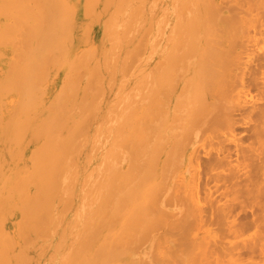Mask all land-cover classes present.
Here are the masks:
<instances>
[{"label":"rangeland","instance_id":"1","mask_svg":"<svg viewBox=\"0 0 264 264\" xmlns=\"http://www.w3.org/2000/svg\"><path fill=\"white\" fill-rule=\"evenodd\" d=\"M129 1L130 2L127 1V8L129 10L128 11L129 14H128L127 18L129 21H131L132 15L133 16H134V14L136 15L137 10H138V12H140L141 15H140V13H138L137 15H139L138 16L139 19L138 18L137 19L139 20L138 23H140L141 26H139V28H140L139 32H137L136 35H133L134 38L132 40H129L128 44L130 43L131 45H133L132 47H134V45L136 44L135 50L137 48L139 49V46L144 44L143 45L144 48H142L144 50H141V49L138 50V51H141V52H139L141 55L138 54L137 53L138 51L136 50L137 51L136 53L140 57L136 56V54L133 53L134 54L133 56L139 57V58L135 59V58H133V56H131V59L133 58L134 60L132 59V62H131L132 66L131 67L128 66L129 68H127V70L125 69V70L119 72V69L117 68L116 70L113 71V73L114 72L115 73L113 74L112 84L110 82L106 83V91L103 93V96L101 97V100H100L101 102H99L100 105L98 103L99 107L96 108V110L98 109V116L100 115L103 118L106 116L104 118L105 119L104 121L109 120V122H111V123L104 122L103 124L105 127L108 124V126H107L108 129H106V131L110 130L111 136L114 135L113 136L114 138L111 137L109 140V141H111L113 139L112 140L113 142L111 141L113 143V145H111L112 143L108 142V143L104 144V146L102 147L101 146L102 144H100V140L102 137L96 138L97 143L95 142L93 145H95V146L97 145L98 150L96 149L97 151H96V153H93V155L94 154L95 155L94 156L92 155V158H91L89 152L84 151V148H81V150L78 151V153L80 155H78L77 152H76L77 155L75 153L73 154L74 150H71V152L73 151L72 152L73 157H74V155H76L77 158H75L76 161L74 159H71V161L72 160L75 161L76 165L74 164V161L71 163L70 160H69L70 162L69 161L63 162L64 164L69 162V164H68L69 167L66 166L67 168H71L70 165L72 166L74 164L72 166L73 168H71V170L72 169L74 170V171H71L72 174L67 171L69 176L72 175V178L71 177L69 178L70 182L67 184V185H69L67 187H69L70 189L69 188L65 189L66 185H63V184H65L66 182L65 183L63 182L64 181V179L62 178L63 176L61 177V180L63 179V181L60 180L61 182H63V184L61 183V185L64 186L63 189H64L65 193H64V191L63 192L59 191L60 195H59V193H57L58 191H56V190L60 189L61 186H60V188L56 189L55 187H58V186H55V184H58L60 182L57 179H56L57 183L53 180V179H55V177L58 178V176H60V172H62L66 169L64 166L61 165L62 167L61 168L59 167L60 169H62V168H65V169L62 171L59 170V172H57L58 176L56 175L57 173L55 174L54 178L53 177L51 178L49 175V177H50L49 179H51L52 183L54 182L55 187H53L52 183H50L49 181L48 182L43 181L44 180L43 176H41L42 177L41 181H40L41 177L38 178L40 183L44 182V185H43L44 187L48 183V184H50L49 186L51 188L53 187L56 192L54 191L55 196L54 195L52 196V194H53L52 189L53 188L51 189L47 185V187L50 188L49 190L51 193V195H50L51 198H53V197H55V198L51 199L48 207H47V205H44L42 209H41L40 205L41 204L43 205V203L39 204L37 201L36 208L39 205L40 210L44 209V212H41V213L47 214L49 211V214L51 212V216H52V213L55 214V212H56L55 215L58 217L56 218L55 215H53V217H51V216L49 217V215L47 214L46 217H49L51 219H44L46 222H44L42 224H40L41 223V222H39L40 220L37 222V224L39 225L38 226L39 230L37 228H35L34 230L37 233L36 236L40 237V238H36L35 236H34L35 237L34 238L33 237L34 233H33V235L30 234L29 231H32L33 230L32 228H30V230H27L29 235L26 234V231H25L27 228L25 229L24 227L20 226V228H21L20 229L19 223H18V221H19L18 217L15 219L13 218V221L10 220L11 231H12L11 233L14 234V248L15 249L17 248V250H18V252H17V250L15 251V253L17 252L16 256L18 258V264H23V263L25 264L26 261H27L26 264H28V263L29 264H33V263L34 264H42L44 262H45L44 264H62L63 261L64 262L69 261L68 263H70L76 259V256H75L76 252H78V250L81 251V249H84L81 247L79 249V247H78L82 243H78V245H77L75 242H77V239L81 240L82 237L88 236V232L91 231V233H92V230H94V232L98 231L97 232L98 234L95 233L94 235L96 236V239L95 238L92 239L93 237L91 235L94 232L92 234L90 233V236L92 238L90 236L89 237L91 238V240H93L92 243L91 242L87 243V241H90L89 237H88V240H86L87 239L86 237H84V239L82 240V241H86L85 242L86 245L89 244V248H87L88 249L87 251H86V249H84L85 252L81 251V252H83L82 258H84V260L83 259L82 260L80 259V260H81V262L83 261L84 263L83 262L81 263L80 260L76 259L81 264H94L95 262H96L95 264H100L101 259L103 261L106 256H107V258H109L110 254H112V253H113V255H115V254L118 255L120 258V261L123 264H140V263L146 264V262L148 264H162V263L163 264H244L245 262L248 261L249 257L246 256L245 254L243 255V252L245 250L241 249L240 244L243 242H246V241L248 242L250 239H253V238H259L258 235H256V233L261 234L262 231H260V232H256V231H259L261 228L258 229L256 227H252V228L250 227V230H248L249 228H247V230L243 229V231L244 230H246V231L243 232L241 230L240 235H238L239 233L237 234L239 237L238 236L237 237H235V236L231 237V236L226 235V232H225L226 226H222L223 223L221 224V222L225 223V221L229 219V216L231 217V220H232V217L233 218L238 217V219H236L237 221H235V222H238V220L239 219L241 220V218H242V220L247 219L245 217L249 213H247L245 215V212H246V210H250L249 207L251 205H249V203L251 202L250 204H252V201L255 200L254 198H251V197H253L254 194H256V196L259 197V198L257 197L259 202H261L262 204L264 203V168H261L262 171L260 173H258L253 178V181H249L250 183L255 181L254 182L255 190H254V192H252V196L249 195L250 196L249 197L248 195L245 196L244 193L243 192L241 193V191H240V190H243L242 188H243L244 184L247 183V182H245L246 178L242 177L238 173H234L233 172L234 168L232 167V165H238L242 162L243 163L241 165L244 164L248 168L258 166L256 164L261 165V163H264V161H263L264 160V135L262 134L263 129H264V126H263L264 124H262V123H264L263 122L264 121V114H263L264 113V22H260L257 24L259 27H261L260 29L255 23L254 24L249 23V21L252 22L251 21L252 17H250V16L253 14L258 15V16L260 15V17L262 16V20L260 17H259L260 18L259 20H261V21L264 20V14H263L264 13V10H263V8H264V5H263L264 2L263 1L264 0H262V1L261 0L260 1L259 0H192V1L191 0H188V1L187 0H138V1L129 0ZM131 2H132V4H131ZM136 4H139V5L142 4V5H140L138 7ZM191 6H192V8H191ZM132 7L134 9L137 8V10L133 11V9H130ZM170 9H172L173 11ZM141 10H142V12H141ZM247 10L249 12H251V15H249V17H248V18H251V20H249V21L247 20L248 18L246 19V17H244V16L249 14V13H247L248 12ZM238 11H241V13H239L238 15H236L237 14L236 13L235 14L236 16H235L234 13L238 12ZM244 11H245V13H244ZM253 11H255V13ZM179 12H181V13H179ZM232 12H234V13L232 14ZM130 13H132V14L130 15ZM208 13H211L212 15L209 16L210 14L208 15ZM197 14H199V15H197ZM261 14H263V15H261ZM129 15H130V17H129ZM241 15L242 16L244 15L243 16L244 19L247 20V22H245L246 20L243 19L244 22L241 21V23H240L241 26H243L245 24L244 25V26H246V28L244 27L245 29L241 26L240 27L238 26L239 25L238 23L240 22L238 19H234L237 17L238 18L240 17V19H242ZM254 15H253V17H254ZM189 16H191V17H189ZM207 16H209L210 18L209 17L207 18ZM223 16L229 17L231 19L233 17L232 20L229 19L230 22L228 21L230 25L227 22L228 18L227 19L225 18V21H224ZM221 17H222V19H221ZM130 18H131V20H130ZM210 19H211V21H209ZM236 20H237V22L239 21L237 24H235ZM225 22H227V23H225ZM246 23H248L250 26L251 25H256V26H254V27L252 26L254 28L253 29L252 27L246 25ZM129 24H132V23L130 22ZM154 24L156 25V28L154 27L155 26ZM225 24L229 25V26L226 28ZM160 28H163V29H160ZM174 28L175 29L178 28V30H175ZM142 32H143V34H142ZM162 32H163V34H162ZM189 32H190V34H188ZM191 33H193V34H191ZM165 34L167 35V38H166ZM155 35H156V37H155ZM168 35L170 36L169 38H168ZM177 35H179V36H177ZM202 35L203 36L205 35V36L203 37ZM100 36H101L100 33L97 31L96 34H94L93 37H91L89 39V44H90V47L92 48L91 50L95 53L96 57H98L99 59H101L103 57L102 53L105 52V47L103 44L102 36L101 37ZM143 36H144V38H143ZM161 36H164L166 39L164 37L161 38ZM99 37H100V39H99ZM138 37L140 38V40H139L140 42H137V40L139 39ZM190 37L194 40L195 45H193L192 41H190V39H189ZM144 39H145V41L142 43L141 41H143ZM176 39H178V40H176ZM164 40H166V41H164ZM138 43H142V44L139 45ZM164 43H165V45H164ZM173 43L174 44L176 43L177 45L176 44L175 45L177 47L174 46ZM253 43L254 44L256 43V44L254 45ZM150 44H152V45H150ZM171 44L176 48V50H175V48L173 47V50H175L177 52H175L174 55L172 54V52H171L172 55H170V53L168 54V56L170 55V57H171V58H169L167 56V59L169 58L168 59L169 64H168L167 61L165 62L166 58L165 59H162V58H164L167 54V51H170L169 49L172 48ZM192 45H193V48H192ZM183 48H184V51H183ZM246 48L248 50H246ZM150 49H152V53H151ZM206 49H208V51ZM132 50H133V52H135L134 49H132ZM181 50H182V53H181ZM206 51L208 54L206 53ZM147 53H148V55H147ZM150 53H151V55H149ZM238 53H240V54H238ZM123 54H124V57H123ZM118 55H119L118 60L122 59V62H123L124 58L127 60V61L124 60L125 68H126L127 64L131 65L130 63H128L129 61H131V60H129L130 53L128 54V52H119ZM128 55H129V57H128ZM190 55H191V57H189ZM205 56L207 57V59ZM204 57H205V59H204ZM179 58L182 60H179ZM187 59H189L188 60L189 63L187 62ZM159 60L162 62V64L164 66H162V64H160L161 62ZM171 60H173V61H171ZM205 60H207L206 63H204ZM184 62L188 63V64H185ZM243 62L247 65H245ZM165 63H167V65ZM173 64H175V65H173ZM182 65L184 67L183 73L181 72V70L183 69ZM184 65H186L187 67H185ZM242 65H244V68ZM161 66H162V68H161ZM168 66H170V67H168ZM178 66H180V67L178 68ZM200 66H201L202 72L200 71ZM156 67H157V69H156ZM165 67H166V69H165ZM203 67H206V69H203ZM240 68L242 69V71ZM169 69H171L172 71L170 70V72H169ZM251 69H252V71H251ZM178 70L180 71V74H179ZM121 72H124V73H121ZM147 72L149 73V75H147L148 74ZM120 73L123 75H120ZM181 73H182V75H181ZM248 73H249V75H248ZM143 75H145V76H143ZM150 75L152 77V80H151V77L147 78ZM239 77H241L242 79ZM83 79L84 78H82V80ZM172 81H173V83H171ZM241 84H243V85H241ZM120 87H122V88L120 89ZM135 87H137V88H135ZM185 88L187 89V92H185V90H186ZM140 89H142L143 92H141ZM110 91H111V93H110ZM135 92H136V94H135ZM125 93L127 94V96L131 93L129 95L130 97L129 96L127 97L125 95ZM137 93H138V95H137ZM141 94H142V96H141ZM110 96L111 97L113 96V97L111 98ZM124 96H126V97H124ZM133 96L136 97V99H137V100H134L137 102L136 104H134L133 103L134 101L131 100ZM124 98H127V99H125V101H124ZM120 99L123 100L122 103L125 104L124 106L122 104L123 107H121V106L120 107L122 109L125 108V110H126L124 112V115L122 113L123 111L121 112L122 115L125 116V114L129 113L126 117H124L125 120H123V118H122V120L125 122V124L122 122H119V120L116 121L117 118L120 117L119 115H121V113L119 114L120 108L118 107V105H120V103H121ZM191 99H192V101L194 100L193 104H195V109L197 111L199 110L201 113L200 112L197 113V111H196L195 116L191 115V117L189 116L190 118L188 117V113L186 114V116L184 115L185 119H186V117H188L189 119H191L193 117L195 118V119L193 118L192 121L191 120L189 121L191 124L190 123L186 124L187 120L183 119V116L181 118L178 115L180 113H177V112L178 111L180 112V110H178V107L180 105L183 106L182 111L185 110L184 107L187 108V111H188V108L189 107L191 108V106H193V105H191L189 107L187 106V105H190ZM199 99H200V102L202 101V102H204V104L200 103ZM117 100H119V101L117 102ZM148 100H150V101H148ZM138 101H141V103L139 102L140 103L139 104ZM197 101L199 103H197ZM115 103H116V106H115ZM198 104L202 105L203 107L199 106V107H201V109L200 108L198 109ZM113 106H115V107H113ZM96 107H97V105H96ZM111 107L115 110L112 111ZM128 107L130 110L132 109L133 111L131 112L128 109ZM108 108H111V109H108ZM181 108H179V109H181ZM117 109L119 110L118 112H117ZM135 109L137 111H135ZM195 109H194V111H195ZM201 110H203V112ZM105 111H107V114H105ZM110 111H112L113 117L110 116V114H111ZM134 112H135V114H132ZM185 112H186V110H185ZM117 114H119V115H117ZM129 115H130V117H128ZM182 115H183V113H182ZM106 118L107 119L110 118V119L106 120ZM126 118H127V120H126ZM169 118L171 120H175V121L171 122L172 124L173 123H175V124L172 125L170 123L171 125L169 127V133H168V124H169L168 122L170 120ZM193 122H194V124H193ZM121 123L124 124V126ZM116 124H117V127H118V125L120 126L119 129H117ZM136 124L137 125L139 124V125L137 126ZM189 125H192V126H189ZM127 126H129V127H127ZM174 126L176 128H174ZM173 128H174V130H173ZM122 129H123V131H121ZM118 131L122 134L124 133L122 135L123 137H120L119 140L125 139L126 137H124V136H126L127 134H128L129 138L126 139L127 140L126 146L124 145V148H126L128 150L126 151V149H124V151H126V153L122 152V153H125L124 155L122 154V156L126 157V159L124 158L125 161L120 159V162H119V164L120 163L121 164H120V168L118 170H120L122 172V174L121 173H120V175L118 174V172H120V171H118L115 174H118L119 179L122 175V177H121L122 179H120V180H123L124 176L125 177L127 176V178L123 181H120V186H121V183L123 182L122 188L119 185L118 186L115 185L113 182H112L113 185L110 184V185H112L113 188H110V185H109L110 189L108 188L109 191H107V192H110V190L112 189L111 191L112 192L114 191V194H111L112 197L109 196L111 200L109 199V197H107L110 200V201L109 200L108 201L112 202L113 200H116L117 202L114 201L116 203V205H114V202H112V204H109L106 201H102V203H101L102 206L100 205V207H102L103 210H101V208H99V207H98V209H100L99 214L101 212H103L105 214V212L107 210H104V209L105 208L107 209L108 206L111 207L110 211L115 210V208L117 206H119L120 202H121V205L123 203V205L125 207L121 208V205H120V208L122 211L117 208L120 213L116 210L113 211V213L115 212L113 217L115 215L117 217H118V215H120V218L119 217L114 218L115 222H114V219L111 217L112 215H110V211H108V213L106 212L107 215H104V217H101L102 219L100 218V215H99L98 219H95L93 221V222H95L93 224V223H91L92 221L89 220L90 217H89V219L87 217V216H89V213H87V211H85L87 206L84 204L87 202V198L89 199L91 196H93L92 194L94 193V191H95L94 194H97L96 192H97V190L99 191V189L101 188L99 186L102 183L103 184L106 183V185H108L107 183L110 182L106 176L105 177H103L104 175L102 176L103 173L101 174V176H99V174H98L99 177L97 176V173H95L96 174L95 179L105 178L103 180L108 179V182L104 183V181L102 180L103 182L99 185L98 182L100 179L97 182V180H94L93 177L95 175L94 172H97L98 171L97 168L100 167L97 165L98 164L97 162L99 161L97 156L99 155V153L101 155H103L105 153V151L104 152H102V151L106 150L107 145L109 143H110L109 145H111L112 147L115 145V142L117 141L115 137L118 136V135H116V132H118ZM139 132H141L142 137L139 134ZM180 132H182V133H180ZM135 133L138 134L139 136L136 135ZM175 133H177L176 136L178 135V137L179 136L180 137L178 138L175 136L177 139L176 138L173 139L174 136H172V135H174ZM258 133H260V134H258ZM129 134H131V136ZM120 136H121V134H120ZM136 137H137V140L140 139V141L139 140L136 141L135 140ZM164 137H167V139ZM128 139L130 140L129 143H128ZM141 141H142V144L141 143L140 144L142 146L139 143H137V142H141ZM158 141L160 143H158ZM123 142H124V140H122L121 143H123ZM121 143H120V145H121ZM162 143L165 144V145L163 144L165 147H163L161 145ZM135 144L138 147L141 146L140 147L141 149L138 148V150L140 149L139 151L142 154L137 151V153H140V157L137 153H135L136 152L135 150L137 149ZM109 145H108V147H110ZM95 146H94V148H95ZM121 146H123V145H121ZM112 147H110L111 153L110 152L108 153V151H106V153H108V154H106V155H108L107 159H109V155H110V159L113 158V156H114L113 152L116 150L115 149L116 145H115V147H113L114 151H113ZM160 149H161V151H160ZM220 149H221V151H219ZM119 150H121V149H119ZM116 151H115V154L117 155ZM93 152H95V151H93ZM127 152L129 154L130 161H128L129 158L127 160V157H128ZM65 153H68V152H65ZM134 153L136 156L134 155ZM14 155L18 156V154H15V153H14ZM82 155L84 156V158ZM225 155H227L229 157H227V156L225 157ZM88 156H90V161H89ZM85 157H88V158L85 159ZM142 157H143V159H142ZM115 158H114V160H115ZM120 158H121V156H120ZM110 159L108 161L111 163H114ZM85 160H86V162H85ZM151 160L154 163H152ZM236 161H238L237 164H236ZM127 164H128V166H127ZM150 164H151V166H150ZM21 165L22 164L20 162L15 165L16 167H15L14 171L16 172V175H19V173L24 169V168L23 169L21 168ZM111 166H112V164H111ZM111 166L109 164L110 168H111ZM74 167L76 168V170ZM91 167H92V171H91V169L89 171V168H91ZM127 167H128V169H126ZM16 168H17V171H16ZM82 168H84V169L86 168L85 171ZM100 168L102 170L105 169L104 167H100ZM133 168L135 170H133ZM94 169L97 171H95ZM111 169H112L111 170L112 172L110 171L111 173L109 175H107L108 177L110 175H113V173H114L113 168H111ZM130 170H133L134 172L131 171V173H129ZM229 170L231 171V173H229ZM77 171L79 173H77ZM104 171H106V169ZM87 172L88 173L90 172L91 177L89 176L90 174L88 175L89 178L84 177L88 174ZM64 173H65V171H64ZM99 173H101V172L99 171ZM125 173H126V175H125ZM127 173H129L130 177H128L129 175ZM47 174H49V172L48 173L46 172V177H48ZM84 174H86V175H84ZM40 175H42V174H40ZM81 175L84 179L86 178V180L82 181L83 178H81ZM64 176H67V173L64 174ZM73 176L76 177L75 181H74L75 177H73ZM34 179L35 178H33V180ZM46 179L49 180L48 178H46ZM58 179H60V177ZM92 179H93V182H92L93 184L96 181L95 187H97V190H95L96 189L95 188L94 191H93L94 187L91 188V190L89 189V187L92 184L91 183H90V185L88 184V182L90 180L92 181ZM65 181H68V180L65 179ZM73 181H74V185L78 182L77 184L79 186L77 184L74 186L72 183ZM86 181H87L88 186H87V184L85 185V183H84L85 186H82V183L86 182ZM35 183L37 184V182L34 180V183L33 184L31 183L32 185L28 184L26 188H23L26 194L29 193L31 189L37 190ZM124 183L126 185L129 184L126 187V190L123 189V188H125ZM255 183H256V185H255ZM97 184L99 186H96ZM248 184L246 187H248ZM37 185L39 186L40 184H37ZM80 185L82 186L83 190H84L83 187L87 188L86 190H87V195H89L88 197L86 196V192H85L86 190L85 191L82 190V192H81ZM106 185H103V187ZM43 186L41 184L40 185L41 188L38 187V189H43ZM251 186H249V187L251 188ZM25 189H28V190H25ZM63 189L61 188L60 190L62 191ZM103 189H101L100 193L98 192L97 196L99 194L103 195V194H101ZM106 189H107V187H105V190ZM88 190H90V192L92 191V193L89 194ZM70 191H72V192H70ZM83 192L85 193L84 196H83ZM108 194L110 195V193H108ZM108 194H106V195H108ZM130 194H132L133 196L132 195L130 196ZM62 195L66 196L65 199ZM123 195H125V196H123ZM57 196H58V200H57ZM81 196H82V198H80ZM97 196L94 195V197H96V198L93 197V199H90V203L93 200L98 201L99 199H97ZM84 197L86 198V201H85ZM99 197H100V201H101L103 197L102 198H101V196H99ZM117 197L120 199H123V201H120V199H117ZM59 199H60V202H61V200L62 201L64 200V201L61 202V204H60ZM80 199H82V200H80ZM33 200L36 201L35 199H33ZM79 201L85 202L82 204L83 207L85 208V210L81 207L82 205ZM74 202L77 204H75ZM103 202H104V205H106L107 207L105 206L103 208V206H104ZM32 203L35 206L34 203H36V202H32ZM93 203L95 205L97 202L96 203L93 202ZM239 203H242V205L241 204L238 205ZM254 203L256 204L257 207H258V205H260L257 203V200ZM70 204H72L73 206ZM255 204H253V206H251V208L253 207L254 211L257 212V209H255V207H256ZM51 205H53V207ZM54 205L56 206V209H54L55 208ZM96 205H98V204H96ZM45 206L47 208L46 211H45L46 208H44ZM90 206L92 207V208L91 207L90 208H91V213L93 214L94 209L96 207L92 206V204ZM227 206H230L229 207L230 209L227 210ZM232 206H234V207L236 206V207L235 208L233 207L234 210L229 212V210L233 209ZM240 206H242V207H240ZM71 207L73 208L72 212H75V210H76L75 213L71 212ZM93 207H94V209H93ZM110 207H108V209ZM223 207H225V208H223ZM262 207L259 208L260 211L262 210ZM78 208H79V210H78ZM144 208H145V210H144ZM221 208L224 210H227L229 213H231L232 216L227 212L229 214V216L227 217V213H223V210H221ZM54 210H55V212H53ZM59 210H60V212H59ZM81 210H82V214L80 212ZM89 210L90 209H88V212H89ZM112 211H111V213H112ZM144 211H147V212H145L146 214L143 213ZM191 211H193V212H191ZM126 212H127L126 215L128 217H126V215L123 216V213H126ZM247 212H249V211H247ZM256 212H255L256 216L258 215L260 218L262 215L261 212H260V215L257 214L259 212H257V213ZM76 213L78 216L80 215L81 218H78ZM85 213H87L88 215L83 216V214H85ZM103 213H101V214L103 215ZM117 213H119V214H117ZM73 214H75L74 217H73ZM92 214H90V216H92ZM95 214H93L94 217H95ZM223 214H224V218L226 215V218H225L226 220H223L224 218H222V221H221L220 219L223 216ZM136 215H137V217H136ZM235 215H236V217H235ZM263 216H262V218H263ZM46 217H44V218H46ZM54 217H55V219L59 220V222L54 220L53 219ZM108 217H109V220L106 221L107 226L105 228H103L104 225H102V223H105L104 221L107 220ZM122 217H125L124 220L127 219L128 222L125 221L127 225L123 221ZM194 217H196L197 219H199L201 217V219L204 223L200 222L198 225L199 227H198L196 222L201 221V219L197 220ZM73 218H74L75 223L73 221ZM75 218H78V219L75 220ZM103 218H104V220H103ZM116 218L118 219L117 221H116ZM69 219H70V221H69ZM83 219L85 222L84 221L81 222V220H83ZM86 219L89 220L88 221L89 226H88V224L86 225V226H88V228L90 227V224H92L90 227L91 230L89 229L88 231H86L87 234L84 231L86 229L85 224L88 223V222H86ZM119 219H120V222H119ZM248 219H250V217H248ZM49 220H51V223ZM52 220H53V223H52ZM100 220L101 221L103 220V222H101ZM111 220H112V222H111ZM129 220H131V221H129ZM231 220L229 219L228 221H231ZM240 220L238 223H241ZM263 220H264V218H263ZM41 221H43V220H41ZM97 221H100L101 224H100V222H98L99 224L96 223ZM109 221L112 223V228L108 225V224H110ZM132 221L135 224V226H137V227H135L134 224L131 223ZM218 221H220V222L218 223ZM54 222H56V223H54ZM77 222L80 224H77ZM113 222H114V224H113ZM150 222L152 224L149 225ZM260 222H262L260 225H262L261 227L263 228L264 221L259 220L258 223H260ZM58 223H60V224H58ZM123 223L126 226H124ZM136 223L137 224L139 223V224L137 225ZM147 223L149 226H147ZM35 224L36 223H34V226H35ZM81 224H82V226L85 227L84 229L82 227L83 230L81 229ZM97 224H98V226L102 225L99 227V228H103L102 231H100L99 228H97L98 226L96 227ZM201 224H202V226H200ZM50 225L53 226L54 228H52ZM56 225H59V226H56ZM16 226H17V231H16ZM42 226H43V228H42ZM44 226H48V227L50 226L52 229L49 227V230L53 231L54 233L49 232V230H47L48 227L46 229V228H44ZM72 226H75L77 228V230L75 229V227H73L74 229L71 230L72 228L70 229V227H72ZM119 226H122L124 228V231H121V229H123L122 227L120 228V231H119V228H118ZM94 227H96V230L94 229ZM148 227H149V229H148ZM150 227H151V230H150ZM23 228H24L25 234L23 232V234L21 233V235H19V233H20L19 230H22ZM40 228H41V231H40ZM62 228L64 229V232H63ZM108 228H111V229H108ZM117 228H118V230H116ZM136 228H138L137 232H136ZM255 229H256V231H255ZM109 230H110V232H109ZM126 230H127V232H126ZM83 231H84V233H83ZM254 231H255V233H254ZM41 232H42V234H41ZM47 232H48V234L49 233L50 234L47 235L46 234ZM67 232H70V233L68 234ZM119 232H120L119 235L121 237H119L117 235L118 238H115L114 236H116V235H114V233L117 234ZM60 233H61V235H60ZM82 233L86 234V235H82V237L79 236ZM121 234H123V235H121ZM182 234H183V236H181ZM263 234H262V236L264 237ZM27 235L31 237V239H29V242L26 241L29 238ZM105 235L107 236L106 239H104ZM109 235H111V236H109ZM108 236H109V239H107ZM179 236H181V237H179ZM21 237L22 238L27 237L24 240V242L26 241L25 242L26 245L24 243H22L23 239ZM50 237L52 238V240L50 239ZM75 237H78V238H75ZM114 238H115V240H113L111 242L113 246L112 245L110 246L109 245L110 241ZM120 238L122 239L121 241H123V242L118 241ZM70 239H72L73 241ZM116 239L119 243H121L119 246H118V242L116 241ZM40 240H41V242H40ZM43 240H45V241H43ZM179 240L182 242H180ZM33 241L36 242V243L34 242L35 245H34V243H32ZM48 241H49V243H48ZM69 241L72 242V245ZM100 241L102 243L107 241L108 246L106 245L107 248L104 247L106 253L103 255V257L101 255V256H98V258H96L97 256L95 254H97L98 252L96 253L94 249L96 246L98 247ZM45 242H46V244H45ZM115 242L117 243V246H116ZM181 243L183 244V246ZM192 243H194V244H192ZM31 244H33V245L31 246ZM44 244H45V246H44ZM66 244L68 245V247L66 246ZM220 244L223 245L224 247H226V250H232V252H231L232 254H230V256H227L229 254L228 253L229 251H227L228 254H226V257L223 256V254H224L223 251L225 248H222L223 246H221ZM69 245H71V247ZM75 245H76V247H75ZM192 245L194 247H192ZM83 246H85V245H83ZM99 246H101V245H99ZM109 246L112 249V251H111V249H109ZM230 246H232L234 248H236V246L237 247L239 246V247L236 248V250L233 248L234 249V251H233V249ZM41 247H42V249H41ZM61 247H63V248H61ZM120 247H122V248L124 247V250H122V248H120ZM191 247H192V249H191ZM204 247L207 249H205ZM227 247H228V249H227ZM23 248H25L27 251L25 249L22 250ZM71 248H72V253H70V255H69V252H71ZM76 248H78L77 251H75ZM218 248H219V250L220 249H223V250H220L221 251L220 252L218 250ZM229 248H231V249H229ZM19 249H21V250H19ZM116 249H117V251H116ZM181 249H182V251H181ZM66 250H67V253H66ZM73 250H74V252H73ZM121 250L123 253L122 252L120 253ZM24 253H25V255H24ZM236 253H238V255ZM40 254H42L43 256ZM71 254H73V255H71ZM64 255H66V256H64ZM68 255L70 256V258H72V256L75 257V259H73V258H72L73 260L70 259ZM77 255H79V252ZM92 255L93 256L95 255V256L93 257ZM21 256H23V258ZM27 256L29 257L28 260H27ZM41 256H42V258H41ZM99 257H101V258L99 259ZM168 257H169V259H168ZM68 258H69V260L65 261ZM91 258H93V259H91ZM140 258H141V260H140L141 262H139ZM46 259H47V261H46ZM143 260L145 263L142 262ZM157 261L160 263H158ZM74 263L78 264L75 261H74ZM70 264H72V263H70ZM102 264H106V262H104Z\"/></svg>","mask_w":264,"mask_h":264},{"label":"bare ground","instance_id":"2","mask_svg":"<svg viewBox=\"0 0 264 264\" xmlns=\"http://www.w3.org/2000/svg\"><path fill=\"white\" fill-rule=\"evenodd\" d=\"M127 1L130 2L129 0H0V264H18V258L16 256V253L18 252L17 248L15 249L14 248V234H12L11 232V223H10V220L13 221V218H17L18 217V223H19V228L20 226L21 227H24L26 230V234H28L27 230H30V228H32L31 230L32 231H29L30 234L33 235V237L35 236L36 238H40V237H37V233L36 231L34 230L35 228L38 229V224L37 222H41L40 224L46 222L44 219H51L49 218L51 216V212L49 214V211H48V215L49 217H46L47 214L45 213H41V212H44V209L43 210H40L39 208V205L38 207L36 208V204H37V201L38 203H43V205L41 204V209L43 208L44 205H47V207L49 206L50 204V201L51 199L55 198H51V193H50V184H46L45 187L43 186L44 185V182L40 183L39 182V179L41 176H43V181L45 182H50L52 183L51 179H49L50 177L54 178L55 177V174L57 172H59V170H64L65 168V173L64 171L60 172V176H58V173L56 174L58 176V178L60 177V179L56 178L53 179L56 183V179L60 182L58 184H55V186H58V187H55L54 186V182L52 183L53 187H55L56 189L57 188H61L63 189L64 186L63 185H66L65 189L66 188H69L67 185L70 181H69V178L71 177L72 178V175L69 176L68 172L71 173V171H74L73 169L71 170V168H73L72 166L75 164V158H77V154L76 152L78 153L79 150H81V148H84V151L86 152H89L90 153V156L92 158V155L93 153H96V151L98 150L97 149V145H93L97 140L96 138H101L100 140V144H102L101 146L103 147L104 144L110 142L112 143L113 139L111 141L110 138L113 137L111 136L110 134V130L106 131L107 126L105 127L104 126V122H109L108 119L110 118H106V120L108 121H104L105 117H101L100 115L98 116V109L96 110V108L99 107L100 103L101 102V97L103 96V93L106 91V83L110 82L112 84V79H113V71L116 70L117 68L119 69V72L120 71H123V70H127V68H129L128 66H132V59L133 58H139L140 56L138 54H140L139 52L141 51H138V50H144L142 48L144 44H142L145 39L143 41H141L142 43H138L139 45L142 44V45H138L139 46V49L137 48L136 51L135 50V46L136 44L134 45V47H132L133 45H131L130 43L128 44V41L129 40H132L134 38L133 35H136L137 32H139V26L140 23L139 22V18L137 15L138 13V10L137 8L134 9L133 7L130 8V9H133L134 10H137V16L134 14V16L132 15V20L130 18L131 21L128 20L127 16L129 14V10L127 8ZM138 1V0H136ZM188 1V0H187ZM192 1V0H191ZM260 1V0H259ZM262 1V0H261ZM133 2V1H132ZM131 2V4H132ZM264 2V1H263ZM140 3V2H139ZM191 4V3H190ZM258 4V3H257ZM138 7L142 4H136ZM171 5V4H170ZM187 5V4H186ZM193 5V4H192ZM264 5V4H263ZM131 6V5H130ZM148 7V6H147ZM181 7V6H180ZM150 8V7H149ZM175 8V7H174ZM192 8V6H191ZM148 9V8H147ZM160 9V8H159ZM199 9V8H198ZM221 9V8H220ZM161 10V9H160ZM172 10V9H170ZM196 10V9H195ZM228 10V9H227ZM264 10V8H263ZM173 11V10H172ZM171 11V12H172ZM212 11V10H211ZM248 11V10H247ZM131 12V11H130ZM142 12V10H141ZM162 12V11H161ZM165 12V11H164ZM194 12V11H193ZM192 12V13H193ZM198 12V11H197ZM255 13V11H253ZM148 13V12H147ZM150 13V12H149ZM153 13V12H152ZM173 13V12H172ZM171 13V14H172ZM176 13V12H175ZM181 13V12H179ZM184 13V12H183ZM231 13V12H230ZM234 12H232L233 14ZM237 13V14H236ZM239 13H241V11H238V12H235L234 15H238ZM245 13V11H244ZM249 13L248 15L244 16L246 17V19L249 17V15H251V12H247ZM261 13V12H260ZM263 13V12H262ZM132 13H130L131 15ZM210 14V15H209ZM259 14V13H258ZM264 14V13H263ZM261 14V15H263ZM129 15V17H130ZM141 15V13H140ZM193 15V14H192ZM199 15V14H197ZM209 16H211L212 14L211 13H208ZM233 15V16H234ZM235 15V16H236ZM254 15V14H253ZM251 15L250 17H252V20L251 18H248L247 20H251L252 22L249 21L250 24H258L260 22H264L261 21L262 20V16L260 17V15ZM207 16V18L209 17ZM214 16V15H213ZM242 16V15H241ZM241 17L242 19H240V17L238 18H234V19H238L239 23L237 22V20L235 21V24H239L238 26L240 27V23L241 21H243L244 17ZM258 16V17H257ZM134 17V18H133ZM191 17V16H189ZM224 17V21H225V18L227 19V22L229 21V17H226V16H223ZM261 20H259L260 18ZM138 18V19H137ZM151 18V17H150ZM187 18V17H186ZM210 18V17H209ZM214 18V17H213ZM212 19V18H211ZM211 19L209 21H211ZM222 19V17H221ZM233 19V17H232ZM231 19V20H232ZM244 19V20H246ZM138 20V21H137ZM164 20V19H163ZM222 20V21H223ZM247 20L245 22H247ZM189 21V20H188ZM132 23V24H129V23ZM151 22V21H150ZM167 22V21H166ZM190 22V21H189ZM216 22V21H215ZM225 22V23H227ZM230 22V21H229ZM228 22V24H229ZM161 23V22H160ZM194 23V22H193ZM212 23V22H211ZM142 24V23H141ZM162 24V23H161ZM170 24V23H169ZM196 24V23H195ZM213 24V23H212ZM216 24V23H215ZM244 24V23H243ZM262 24V23H261ZM155 25V24H154ZM159 25V24H158ZM165 25V24H164ZM167 25V24H166ZM175 25V24H174ZM226 25V24H225ZM230 25V24H229ZM229 25H226V28L229 26ZM245 25V24H244ZM241 26V27H245L246 26ZM246 25L250 26L248 23H246ZM256 25H251L250 27H254ZM260 25V24H259ZM168 26V25H167ZM177 26V25H176ZM258 26V25H257ZM156 28V25L154 26ZM165 27V26H164ZM163 27V28H164ZM178 27V26H177ZM180 27V26H179ZM238 27V28H239ZM252 27V28H253ZM259 27V26H258ZM163 28H160V29H163ZM176 28V27H175ZM174 28V29H175ZM244 28V29H245ZM249 28V27H248ZM247 28V29H248ZM261 27H259L260 29ZM145 29V28H144ZM168 29V28H167ZM166 29V30H167ZM234 29V28H233ZM254 29V28H253ZM252 29V30H253ZM100 33V35L102 36V40H103V44H104V47H105V52L102 53L103 57L101 59H99L98 57H96L95 53L91 50L92 48L90 47V44H89V39L91 37H93L94 34H96L97 31ZM156 30V29H155ZM158 30V29H157ZM175 30H178L175 29ZM180 30V29H179ZM208 30V29H207ZM243 30V29H242ZM251 30V29H250ZM216 31V30H215ZM249 31V30H248ZM165 32V31H164ZM172 32V31H171ZM174 32V31H173ZM217 32V31H216ZM257 32V31H256ZM146 33V32H145ZM203 33V32H202ZM143 34V32H142ZM148 34V33H147ZM157 34V33H156ZM163 34V32H162ZM171 34V33H170ZM190 34V32L188 33ZM193 34V33H191ZM207 34V33H206ZM256 34V33H255ZM154 35V34H153ZM161 35V34H160ZM262 35V34H261ZM100 36V37H101ZM166 38H167V35L165 34ZM179 36V35H177ZM191 36V35H190ZM195 36V35H194ZM203 36V35H202ZM205 36V35H204ZM203 36V37H204ZM99 37V39H100ZM156 37V35H155ZM164 37V36H161V38ZM170 36L168 35V38ZM189 37V36H188ZM139 38V37H138ZM137 38V39H138ZM144 38V36H143ZM165 38V37H164ZM165 38V39H166ZM156 39V38H155ZM190 41H192V44H194V40L190 37L189 38ZM255 39V38H254ZM140 38L137 40V42H140L139 41ZM178 40V39H176ZM151 41V40H150ZM166 41V40H164ZM255 41V40H254ZM160 42V41H159ZM168 42V41H167ZM177 42V41H176ZM249 42V41H248ZM149 43V42H148ZM169 43V42H168ZM178 43V42H177ZM183 43V42H182ZM205 43V42H204ZM156 44V43H155ZM158 44V43H157ZM176 44V43H175ZM174 43L173 45L176 46ZM254 44V43H253ZM256 44V43H255ZM254 44V45H255ZM259 44V43H258ZM152 45V44H150ZM165 45V43H164ZM171 44V49H169L170 51H167V54L164 58L162 59H165V62L167 61V63L169 64V58L170 55H174L176 48ZM193 45H192V48H193ZM248 45V44H247ZM252 45V44H251ZM142 46V47H141ZM185 46V45H184ZM240 46V45H239ZM238 46V47H239ZM246 46V45H245ZM261 46V45H260ZM152 47V46H151ZM173 47L175 48V50H173ZM177 47V46H176ZM237 47V48H238ZM250 47V46H249ZM252 47V46H251ZM130 48V49H129ZM135 50V52H133V50ZM166 49V48H165ZM178 49V48H177ZM205 49V48H204ZM210 49V48H209ZM151 50V53H152V49ZM208 51V49H206ZM242 50V49H241ZM246 50H248L246 48ZM245 50V51H246ZM149 51V50H148ZM180 51V50H179ZM183 51H184V48H183ZM206 51V53H207ZM119 52H128V54L130 53V57H129V61L128 63H130L131 65H128L126 66L125 68V63H124V60H126L124 58L123 62H122V59H119V55L118 53ZM132 52V53H131ZM138 54H137V53ZM172 52V54H171ZM136 54V56H139V57H135L133 56L134 54ZM151 53L149 55H151ZM170 53V55L168 56V54ZM180 53V52H179ZM181 53H182V50H181ZM194 53V52H193ZM241 53V52H240ZM238 53V54H240ZM243 53V52H242ZM127 54V53H126ZM165 54V53H164ZM208 54V53H207ZM237 54V55H238ZM247 54V53H246ZM141 55V54H140ZM148 55V53H147ZM178 55V54H177ZM131 56H133V58L131 59ZM167 56L169 57L167 59ZM181 56V55H180ZM240 56V55H239ZM121 57V56H120ZM123 57H124V54H123ZM126 57V56H125ZM150 57V56H149ZM182 57V56H181ZM180 57V58H181ZM191 57V55L189 56ZM206 57V56H205ZM204 57V59H205ZM127 58V57H126ZM174 58V57H173ZM179 60H182L180 59ZM176 59V58H175ZM207 59V57H206ZM134 60V59H133ZM189 59H187V62H188ZM127 61V60H126ZM136 61V60H135ZM139 61V60H138ZM160 61V60H159ZM164 61V60H163ZM173 61V60H171ZM137 62V61H136ZM161 62V61H160ZM159 62V63H160ZM181 62V61H180ZM186 62V61H185ZM184 62V63H185ZM207 60H205L204 63H206ZM134 63V62H133ZM167 63H165L167 65ZM172 63V62H171ZM183 63V64H184ZM189 63V62H188ZM188 63H185V64H188ZM210 63V62H209ZM242 63V62H241ZM244 63V62H243ZM162 64V62L160 63ZM180 64V63H179ZM198 64V63H197ZM208 64V63H207ZM245 64V63H244ZM172 65V64H171ZM175 65V64H173ZM204 65V64H203ZM247 65V64H245ZM261 65V64H260ZM137 66V65H136ZM162 66H164L162 64ZM161 66V68H162ZM181 66V65H180ZM178 66V68L180 67ZM185 67H187L186 65H184ZM240 66V65H239ZM238 66V67H239ZM243 68H244V65H242ZM170 67V66H168ZM167 67V68H168ZM259 67V66H258ZM182 70L181 72L183 73L184 71V67L182 65ZM253 68V67H252ZM157 69V67H156ZM166 69V67H165ZM181 69V68H180ZM203 69H206V67H203ZM241 69V68H240ZM256 69V68H255ZM254 69V70H255ZM139 70V69H138ZM171 69H169V72H170ZM261 70V69H260ZM155 71V70H154ZM163 71V70H162ZM161 71V72H162ZM167 71V70H166ZM172 71V70H171ZM177 71V70H176ZM200 71L202 72V69H201V66H200ZM242 71V69H241ZM252 71V69H251ZM257 71V70H256ZM149 72V71H148ZM147 72V73H148ZM157 72V71H156ZM168 72V73H169ZM179 74H180V71L178 70ZM200 72V73H201ZM255 72V71H254ZM121 73H124V72H121ZM120 75H123L121 74ZM128 73V72H127ZM126 73V74H127ZM136 73V72H135ZM160 73V72H159ZM166 73V72H165ZM181 73V75H182ZM242 73V72H241ZM247 73V72H246ZM162 74V73H161ZM206 74V73H205ZM239 74V73H238ZM263 74V73H262ZM149 75V73L147 74ZM146 75V76H147ZM172 75V74H171ZM177 75V74H176ZM249 75V73H248ZM251 75V74H250ZM145 76V75H143ZM164 76V75H163ZM150 76H148L147 78H150ZM177 77V76H176ZM242 77V76H241ZM239 77V78H241ZM82 78H84L82 80ZM123 79V78H122ZM242 79V78H241ZM151 80H152V77H151ZM185 80V79H184ZM118 81V80H117ZM121 81V80H120ZM143 81V80H142ZM174 81V80H173ZM173 81L171 83H173ZM240 81V80H239ZM152 82V81H151ZM154 82V81H153ZM121 83V82H120ZM170 83V84H171ZM241 83V82H240ZM119 84V83H118ZM154 84V83H153ZM108 85V84H107ZM243 85V84H241ZM135 86V85H134ZM140 86V85H139ZM122 87H120L121 89ZM137 88V87H135ZM134 88V89H135ZM139 88V87H138ZM117 89V88H116ZM131 89V88H130ZM133 89V88H132ZM186 89V88H185ZM119 90V89H118ZM141 92L142 89H140ZM129 91V90H128ZM133 91V90H132ZM117 92V91H116ZM185 92H187V89L185 90ZM111 93V91H110ZM113 93V92H112ZM118 93V92H117ZM127 93V92H126ZM125 93V95L127 96V94ZM133 93V92H132ZM131 94V93H130ZM129 94V95H130ZM136 94V92H135ZM134 94V95H135ZM128 95V96H129ZM133 95V94H132ZM138 95V93H137ZM115 96V95H114ZM119 96V95H118ZM124 96V97H126ZM127 96V97H128ZM142 96V94H141ZM111 97V96H110ZM113 97V96H112ZM111 97V98H112ZM130 97V96H129ZM134 97V96H133ZM132 97V101L134 100H137L136 97L133 98ZM190 97V96H189ZM110 98V99H111ZM141 98V97H140ZM123 99V98H122ZM125 99L127 98H124V101ZM149 99V98H148ZM193 99V98H192ZM191 99V103L190 105H187L188 107L191 106V108L189 107L188 108V111H187V108L184 107V109L186 110H183V106L180 105L178 107V110H180V112L178 111L177 113H180L178 114L181 118L183 116V119H185V116L186 114L188 113V117L191 115L192 116H195L196 114V109H195V104H193L194 100L192 101ZM119 100H117L118 102ZM129 101V100H128ZM150 101V100H148ZM121 102V103H120ZM120 105H118V107L120 108L119 110L117 109V112L119 111V114L122 112L123 115H124V112L126 111L125 108H121L123 107L125 104H123V100L120 99ZM141 103V101H138V103ZM189 102V101H188ZM199 102H200V99H199ZM197 101V103H199ZM99 103V105H98ZM134 104H136L137 102L134 101L133 102ZM139 103V104H140ZM148 103V102H147ZM146 103V104H147ZM200 103H203L204 102H200ZM118 104V103H117ZM123 104V106H122ZM97 105V107H96ZM130 105V104H129ZM148 105V104H147ZM115 106H116V103H115ZM113 106V107H115ZM121 106V107H120ZM128 106V105H127ZM186 106V105H185ZM199 106H202V105H199L198 104V109L201 107ZM130 107V106H129ZM128 107V109H129ZM182 107V108H181ZM203 107V106H202ZM206 107V106H205ZM112 108V107H111ZM111 108H108V109H111ZM181 108V109H179ZM195 109V111H194ZM115 110L112 108V111ZM130 110V109H129ZM112 111L110 116H112ZM131 112L133 111L132 109L130 110ZM135 111H137L135 109ZM203 112V110H201ZM109 112V111H108ZM200 111L198 110L197 113H199ZM121 113V115H119L120 117L117 118L116 121L119 120V122H122L125 124V122L123 120L124 117H126L129 113L125 114V116H123ZM168 113V112H167ZM183 113V115H182ZM190 113V114H189ZM201 113V112H200ZM105 114H107V111H105ZM132 114H135L132 113ZM203 114V113H202ZM264 114V113H263ZM185 115V116H184ZM198 115V114H197ZM201 115V114H200ZM109 116V115H108ZM116 116V115H115ZM199 116V115H198ZM202 116V115H201ZM130 117V115L128 116ZM188 117H186L185 120L186 121V124L190 123L189 121L194 118H191L189 119ZM197 117V116H196ZM123 118V120H122ZM189 120H188V119ZM199 118V117H198ZM116 119V118H115ZM114 119V120H115ZM138 119V118H137ZM140 119V118H139ZM170 119V118H169ZM195 119V118H194ZM121 120V121H120ZM127 120V118H126ZM171 120V119H170ZM169 120V124H168V133H169V127L170 125L172 124L171 122L172 121H175V120ZM194 121V120H193ZM140 122V121H139ZM264 122V121H263ZM111 123V122H109ZM114 123V122H113ZM117 123V122H116ZM121 123V124H122ZM135 123V122H134ZM138 123V122H137ZM171 123V124H170ZM124 124H122L124 126ZM175 123H173L172 125H174ZM191 124V123H190ZM194 124V122H193ZM264 124V123H262ZM106 125V124H105ZM130 125V124H129ZM137 125V124H136ZM139 125V124H138ZM137 125V126H138ZM142 125V124H141ZM187 126V125H186ZM189 126H192V125H189ZM264 126V125H263ZM112 127V126H111ZM116 127H117V124H116ZM119 125L117 127V129H119ZM129 127V126H127ZM132 127V126H131ZM142 128V127H141ZM174 128H176L174 126ZM173 128V130H174ZM263 128V127H262ZM126 129V128H125ZM130 129V128H129ZM171 129V128H170ZM131 130V129H130ZM129 130V131H130ZM134 130V129H133ZM142 130V129H141ZM262 130V129H261ZM260 130V131H261ZM117 131V130H116ZM120 131V130H119ZM116 132V135H118L116 138V142H115V145L113 147H115V150L117 152V155L115 154V151H114V148L111 146L113 145V143L111 145H109L110 147L113 148V158L110 159V155H109V159L114 162V163H111L109 162L107 159L108 158V154L110 152V147H108L107 145V149L106 150H103L102 152L105 151V155H101L99 153V155L97 156L99 161L97 162L98 166L100 167H104L106 169V171L102 170L100 167L97 168V172H94L97 173V176L99 174V176H102L103 177H107L109 179L110 182H108V179L107 180H103L105 178H98V179H95V176L96 174L94 175V180H99L98 184L100 185L103 181L104 183L105 182H108L106 185L105 184H101L100 186L97 184L96 186H99L101 187L99 189V191L97 190V187H95V183L93 184V179L92 181L90 180L88 182V184L90 185V183L92 184L89 189L91 190V188H93V191L94 189L97 190V194L98 192L100 193L101 189H103V192L101 194L103 195H98L97 194H92L93 196H91L89 199L87 198V202H81V205L83 203H85L84 205H86V210L85 208L83 207V205L81 206L85 211H87V213H89V217L92 222L91 223H95L93 222L95 219H98L99 215H100V218L101 217H104V215H107L106 212L108 213V211H110L111 207L108 209V207L106 205H104V202H103V208L106 206L107 209L105 208L104 210H107L105 212V214L103 212V215L99 212H100V209H102V207H100L102 201H106L108 202L109 204H112V202H117L116 200H113L112 202H109L111 199L109 196H111V194H114V191L112 192L110 190V192H107L109 191L110 188H113L112 185L113 183L115 185H119L120 186V181H123L127 178V176L123 177L124 179L123 180H120L122 179V175L120 177V179L118 178V174L120 175V173L122 174V172L120 170H118L120 168V159L125 161L124 158L126 159V157L122 156V154L124 155L126 153V151L128 149L124 148V145L126 146V139L129 138L128 137V134L124 137H126L125 139H122L124 140L123 143L122 140H119L120 137H123L122 133L120 132ZM123 131V129L121 130ZM126 131V130H125ZM137 131V130H136ZM139 131V130H138ZM172 131V130H171ZM135 132V131H134ZM176 132V131H175ZM119 133V134H118ZM126 133V132H125ZM128 133V132H127ZM182 133V132H180ZM262 133V132H261ZM121 134V136H120ZM136 134V133H135ZM139 134L141 135V132H139ZM172 134V133H171ZM177 133H175L173 137L176 138L178 137V135L176 136ZM260 134V133H258ZM264 135V129H263V133ZM261 134V135H262ZM115 135V136H116ZM131 136V134H129ZM138 135V134H136ZM97 136V137H96ZM139 136V135H138ZM137 136V137H138ZM171 136V135H170ZM176 136V137H175ZM137 137H136V141H140V139L137 140ZM142 137V135H141ZM180 137V136H179ZM178 137V138H179ZM114 138V137H113ZM131 138V137H130ZM167 139V137H164ZM182 138V137H181ZM180 138V139H181ZM177 139V138H176ZM158 140V139H157ZM156 141V140H155ZM164 141V140H163ZM179 141V140H178ZM130 142V140L128 139V143ZM97 143V142H96ZM123 145L121 146L120 145ZM136 143V142H135ZM137 143H141L142 144V141L141 142H137ZM158 143H160L158 141ZM138 144V145H139ZM140 144V145H141ZM164 143H162L161 145L163 147H165L163 145ZM136 145V144H135ZM167 145V144H166ZM95 146V148H94ZM142 146V145H141ZM140 146V147H141ZM122 147V148H121ZM128 147V146H127ZM140 147H138L136 145V152H140L139 150L141 149ZM138 148H140L138 150ZM158 148V147H157ZM161 148V147H160ZM89 149V150H88ZM97 149V150H96ZM101 149V148H100ZM121 149V150H119ZM124 149H126V151H124ZM163 149V148H162ZM68 150V151H67ZM71 150H74L73 154L75 153L76 155H74L73 157V154L71 152ZM130 150V149H129ZM95 151V152H93ZM106 151H108V153H106ZM120 153H119V152ZM161 151V149H160ZM221 151V149L219 150ZM226 151V150H225ZM65 152H68V153H65ZM71 152V153H70ZM101 152V153H102ZM122 152H125V153H122ZM143 152V151H142ZM227 152V151H226ZM15 154H18V156L14 155ZM111 153V152H110ZM134 153V155H135ZM141 153V152H140ZM140 153H137L140 157ZM223 153V152H222ZM69 154V155H68ZM72 154V155H71ZM112 154V155H113ZM142 154V153H141ZM230 154V153H229ZM78 155H80L78 153ZM95 155V154H94ZM93 155V156H94ZM119 155V156H118ZM127 160L129 158V154L127 152ZM160 155V154H159ZM228 155V154H227ZM225 155V157L227 156ZM76 156V157H75ZM83 156V155H82ZM90 156L89 157V161H90ZM117 156V157H116ZM121 156V158H120ZM126 156V155H125ZM136 156V155H135ZM88 157H85L88 158ZM116 157V158H115ZM229 157V156H227ZM84 158V156H83ZM115 158V160H114ZM118 158V159H117ZM123 158V159H122ZM71 159H74L71 161ZM136 159V158H135ZM143 159V157H142ZM71 161V163L74 161V164L70 167L71 168H67L69 167V162ZM154 160V159H153ZM69 161L68 163H63V162H67ZM83 161V160H82ZM130 161V158L129 160ZM152 161V160H151ZM264 161V160H263ZM21 163V168L23 169L19 175H16V172L14 171L15 169V165L18 164V163ZM86 162V160H85ZM238 161H236V164H237ZM89 163V162H88ZM131 163V162H130ZM141 163V162H140ZM148 163V162H147ZM152 163H154L152 161ZM243 163V162H242ZM242 163L238 164V165H232V167L234 168V173H238L240 174L242 177L246 178L245 182H247L246 184H244L243 186V190H240L241 193L243 192L244 195H250L252 196V192H254L255 188H254V182H249V181H253V178L258 174L260 173L262 170L261 168H264V163H261V165L259 164H256L258 166H254V167H246V165H241ZM64 164V165H63ZM87 164V163H86ZM96 164V163H95ZM109 164L111 166V168H113L114 170V173L113 175H110L109 177L107 175H109L112 171V169L109 167ZM115 166H114V165ZM129 164V163H128ZM127 164V166H128ZM64 166L65 168H62L60 169L62 166ZM76 165V164H75ZM131 165V164H130ZM129 165V166H130ZM133 165V164H132ZM67 166V167H66ZM114 166V167H113ZM134 166V165H133ZM151 166V164H150ZM235 166V167H234ZM60 167V168H59ZM83 167V166H82ZM87 167V166H86ZM132 167V166H131ZM59 168V169H58ZM75 168V167H74ZM78 168V167H77ZM81 168V167H80ZM20 169V168H19ZM68 169V170H67ZM70 169V170H69ZM79 169V168H78ZM84 169V168H82ZM86 169V168H85ZM84 169V171H85ZM92 171V167L89 168V171ZM128 169V167L126 168ZM21 170V169H20ZM76 170V168H75ZM133 170H135L133 168ZM133 170H130L129 173H131V171ZM16 171H17V168H16ZM68 171V172H67ZM81 171V170H80ZM99 171L101 173H99ZM103 171V172H102ZM111 171V172H110ZM120 171V172H118ZM126 171V170H125ZM128 171V170H127ZM41 172V173H40ZM46 172L49 174H47L48 177H46ZM107 172V173H106ZM118 174H115L117 173ZM134 172V171H133ZM67 173V176H64V174ZM77 173H79L77 171ZM88 173V172H87ZM86 173V174H87ZM106 173V174H105ZM129 173H127L129 175ZM229 173H231V171L229 170ZM42 174V175H40ZM72 174V173H71ZM84 174V175H86ZM90 172L84 176L86 178H89V176L91 177V174ZM50 175V177H49ZM83 175V174H82ZM81 175V178H83ZM89 175V176H88ZM126 175V173H125ZM228 175V174H227ZM63 176V177H62ZM88 176V177H87ZM37 177V178H36ZM61 177L64 179L61 180ZM75 177V176H73ZM130 177V175L128 176ZM133 177V176H132ZM136 177V176H135ZM33 178H35L34 180L37 182V184H42L43 186V189H38V187H40V185L38 186L36 183V187H37V190H34V189H31L29 193H25L24 189L23 188H26L28 184H33L34 183V180ZM46 178H48L49 180H47ZM86 178L84 180H86ZM68 180V181H65ZM76 177L74 178V181H75ZM80 179V178H79ZM42 180V177L40 179V181ZM63 181L65 184H63ZM73 180V179H72ZM71 180V181H72ZM81 180V179H80ZM103 180V181H102ZM74 181L72 182L73 185H74ZM88 181V180H87ZM87 181L86 182H83L82 183V186H85L87 184ZM101 181V182H100ZM136 181V180H135ZM113 182V183H112ZM61 183L63 185H61ZM78 183V182H77ZM76 183V184H77ZM85 183V185H84ZM249 183V184H248ZM253 183V184H252ZM31 184V185H32ZM75 184V185H76ZM80 184V183H79ZM87 184V186H88ZM112 184V185H110ZM125 184V183H124ZM248 184V187H246ZM252 186H251V185ZM47 185L50 187L48 188ZM51 185V186H52ZM74 185V186H75ZM78 185V184H77ZM103 185H106L103 187ZM109 185H110V188H109ZM123 182L121 183V188L123 187ZM129 185V184H128ZM125 184V189L126 190V187L128 186ZM256 185V183H255ZM25 186V187H24ZM79 186V185H78ZM77 186V187H78ZM82 186L80 185L81 187V192H82ZM251 186V188L249 187ZM52 187V188H53ZM76 187V188H77ZM105 187H107V189L105 190ZM256 187V186H255ZM41 188V187H40ZM51 188V189H52ZM60 188V189H61ZM85 191L87 188L86 187H83ZM109 188V189H108ZM116 188V187H115ZM114 188V189H115ZM120 188V189H121ZM36 189V188H35ZM60 189L56 190L58 191L57 193L60 192H63L64 189L61 191ZM70 189V188H69ZM72 189V188H71ZM78 189V188H77ZM119 189V188H118ZM25 190H28V189H25ZM53 194L52 196L55 194V189L53 188ZM90 190H88L89 194L92 193V191L90 192ZM253 190V191H252ZM55 191V192H54ZM123 191V190H122ZM72 192V191H70ZM86 192V196L88 197L89 195H87V190L85 191ZM112 192V193H111ZM116 192V191H115ZM256 192V191H255ZM56 193V194H57ZM65 193V191H64ZM78 193V192H77ZM80 193V192H79ZM110 193V195L108 194ZM124 193V192H123ZM62 194V193H61ZM108 194V195H106ZM254 194V193H253ZM60 195V193H59ZM76 195V194H75ZM78 195V194H77ZM85 195V193L83 192V196ZM94 195L97 196V199H99L98 201H92L90 203V199H93ZM132 194H130L131 196ZM55 196V195H54ZM63 196V195H62ZM102 198V200L100 201V197ZM106 196V197H105ZM117 196V195H116ZM125 196V195H123ZM133 196V195H132ZM247 196V197H248ZM249 196V197H250ZM61 197V196H60ZM64 199H65V195L63 196ZM75 197V196H74ZM77 197V196H76ZM109 197V199L107 198ZM112 197V196H111ZM115 197V196H114ZM120 197V196H119ZM258 196H256V194L253 195V197L251 198H254L255 200L252 201V204L249 203V205L253 206V204H255L254 202H256L257 200V203L259 202L258 201ZM82 198V196L80 197ZM96 198V197H94ZM116 198V197H115ZM123 198V197H122ZM257 198V199H256ZM33 199H35L36 201H34ZM85 201H86V198L84 197ZM106 199V200H105ZM117 199H120L117 197ZM132 199V198H131ZM136 199V198H135ZM57 200H58V196H57ZM82 200V199H80ZM89 200V201H88ZM96 200V199H95ZM109 200V201H108ZM64 201V200H63ZM61 200V202H63ZM75 201V200H74ZM77 201V200H76ZM84 201V200H83ZM120 201H123V199H120ZM32 202H36L34 203L35 206L33 205ZM58 202V201H57ZM59 202H60V199H59ZM58 202V203H59ZM60 202V204H61ZM72 202V201H71ZM93 202H97L96 204L98 205H94ZM114 202V205H116V203ZM142 202V201H141ZM194 202V201H193ZM56 203V202H55ZM75 203V202H74ZM94 207H96L94 209V213L95 214V217L93 216V214L91 213V206L89 204ZM77 204V203H75ZM108 204V205H109ZM141 204V203H140ZM192 204V203H191ZM242 205V203H239L238 205ZM258 204V207L256 206L255 204V209H257V212H259V208H261L262 206L264 207V203L262 204L261 202H259ZM72 205V204H70ZM80 205V204H79ZM120 205H121V202L119 204V206H117L115 208L116 211H118V209L121 210L122 207H125L122 203L121 205V208H120ZM53 207V205H51ZM55 206V205H54ZM58 206V205H57ZM73 206V205H72ZM102 206V205H101ZM112 206V205H111ZM196 206V205H195ZM251 206L249 207L250 210H246L245 212V215L247 219L245 220H242L241 218V223H238V222H235L237 221L236 219L237 218H233L232 217V220H231V217L229 216V214L231 215V212L232 210H234V206H232L233 209L229 210V212L227 211L228 209H230L229 207L230 206H227V210H224L221 208V210H223V213H227V217L229 216V219L231 221H228L226 220V215H225V218H224V214L223 216L221 217V221H222V218H224L223 220H226L225 223L224 222H221L222 226H226L225 227V232H226V235L227 236H231V237H237L238 235H240V232L241 230L243 231V229H246L249 228L248 230H250V227H256V228H261L259 231H255L256 232H260V231H264V226L263 228L261 227L262 225H260L262 222L258 223V221H264L263 218H264V208L262 207V210L260 211L261 212V217L259 218V216L255 214L256 211H254L253 207L251 208ZM260 206V207H259ZM51 207V208H52ZM75 207V206H74ZM80 207V208H81ZM91 207V208H90ZM115 207V206H114ZM140 207V206H139ZM242 207V206H240ZM39 208V209H38ZM46 208V206L44 207ZM50 208V207H49ZM48 208V209H49ZM60 208V207H59ZM65 208V207H64ZM118 208V209H117ZM225 208V207H223ZM56 209V206L55 208ZM70 209V208H69ZM72 207H71V212H72ZM88 209L89 212H88ZM141 209V208H140ZM153 209V208H152ZM248 209V208H247ZM21 212H20V211ZM47 210V208L45 209V211ZM75 210V209H74ZM79 210V208H78ZM96 210V211H95ZM113 210V211H115ZM136 210V209H135ZM139 210V209H138ZM145 210V208H144ZM155 210V209H154ZM259 210V211H258ZM19 211V212H18ZM112 211V210H111ZM110 211V215H112L111 217L114 219L115 217H117L116 215L113 217L114 213L112 211L111 213ZM122 211V210H121ZM194 211V210H193ZM191 211V212H193ZM249 211V212H247ZM55 212V210L53 211ZM60 212V210H59ZM69 212V211H68ZM76 212V210H75ZM75 212H72V213H75ZM81 214H82V210L80 211ZM119 212V211H118ZM133 212V211H132ZM137 212V211H136ZM147 211H144L143 213H145ZM153 212V211H152ZM234 212V211H233ZM244 212V211H243ZM256 212V213H257ZM260 212L257 213L260 215ZM79 213V212H78ZM87 213L83 214V216L85 215H88ZM120 213V212H119ZM117 213V214H119ZM197 213V212H196ZM56 214V212H55ZM52 213V216L55 215ZM60 214V213H59ZM68 214V213H67ZM66 214V215H67ZM71 214V213H70ZM90 214H92V216H90ZM127 214L126 213H123V216H125ZM130 214V213H129ZM146 214V213H145ZM164 214V213H163ZM65 215V216H66ZM77 215V213H76ZM102 215V216H101ZM109 215V216H110ZM144 215V214H143ZM196 215V214H195ZM250 215V216H249ZM56 216V215H55ZM75 216V214H73V217ZM122 216V215H121ZM192 216V215H191ZM199 216V215H198ZM232 216V215H231ZM250 217V219H248V217ZM263 216V218H262ZM46 217V218H44ZM58 216H56L57 218ZM69 217V216H68ZM78 218H81V216L77 215ZM86 217V218H87ZM106 217V216H105ZM118 217L120 218V215H118ZM117 217V218H118ZM126 217H128L126 215ZM137 217V215H136ZM193 217V216H192ZM197 217V216H196ZM194 217V218H196ZM236 217V215H235ZM258 217V218H257ZM42 218V219H41ZM78 218H75V220H77ZM116 218V221L118 220ZM125 217H122L123 221H127L124 220ZM54 220L58 221L57 219H55V217L53 218ZM63 219V218H62ZM86 219V222H88L89 220ZM102 219V218H101ZM112 219V220H113ZM131 219V218H130ZM142 219V218H141ZM197 219V218H196ZM195 219V220H196ZM201 217L197 220H200ZM235 219V220H234ZM262 219V220H261ZM43 220V221H41ZM104 220V218H103ZM103 220L101 222H103ZM109 220V217L107 220H105L104 222L105 223H102V225H104L103 228H105L107 225H106V221ZM111 220V222H112ZM133 220V219H132ZM50 223H51V220H49ZM48 221V222H49ZM70 221V219H69ZM73 221H74V218H73ZM72 221V222H73ZM84 221L81 220V222ZM100 221H97L96 223L100 222ZM131 221V220H129ZM61 222V221H60ZM67 222V221H66ZM79 222V221H78ZM77 224H80L78 223ZM85 222V221H84ZM100 222V224H101ZM109 221L110 224H108L111 228H112V223ZM114 222H115V219H114ZM113 222V224H114ZM119 222H120V219H119ZM128 222V221H127ZM191 222V221H190ZM204 223L201 219V221H197V226L199 225V223ZM220 221H218L219 223ZM34 223L35 226H34ZM52 223H53V220H52ZM56 223V222H54ZM75 223V221H74ZM133 223V221L131 222ZM189 223V222H188ZM49 224V223H48ZM47 224V225H48ZM60 224V223H58ZM63 224V223H62ZM65 224V223H64ZM85 224V223H84ZM83 224V225H84ZM88 224L89 226V222L85 224V226ZM99 224V223H98ZM98 224L96 225V227L98 226ZM126 224V222H125ZM134 224V223H133ZM132 224V225H133ZM137 224V223H136ZM139 224V223H138ZM137 224V225H138ZM152 224L151 222L149 223V225ZM175 224V223H174ZM44 225V224H43ZM53 225V224H52ZM92 224H90V227H91ZM100 225V226H102ZM124 225V223H123ZM122 225V226H123ZM127 225V224H126ZM124 225V226H126ZM148 223H147V226H149ZM264 225V224H263ZM41 226V225H40ZM51 226V225H50ZM49 226V227H50ZM56 226H59V225H56ZM63 226V225H62ZM80 226V225H79ZM88 226H86V229L84 230L85 233L87 234L86 231H88L90 229V227L88 228ZM100 226H98L97 228H99ZM122 226H119V231H120V228ZM123 226V227H124ZM135 226V224H134ZM152 226V225H151ZM184 226V225H183ZM202 226V224L200 225ZM48 226H44V228L47 229ZM49 227L47 230H49ZM52 228H54L53 226H51ZM50 227V228H51ZM64 227V226H63ZM75 226H72L70 227L71 230H73ZM85 228L84 226H82L81 224V229ZM96 227H94V229L96 230ZM122 227V228H123ZM137 227V226H135ZM199 227V226H198ZM13 228V227H12ZM18 228V229H19ZM24 228L22 230H19L20 233L19 235H21V233L25 234V231H24ZM43 228V226H42ZM51 228V229H52ZM61 228V227H60ZM79 228V227H78ZM103 228H99L100 231H102ZM111 228H108V229H111ZM118 228L116 230H118ZM126 228V227H125ZM130 228V227H129ZM167 228V227H166ZM21 229V228H20ZM36 229V230H37ZM56 229V228H55ZM69 229V230H70ZM75 229L77 230V228L75 227ZM82 229V230H83ZM93 229V228H92ZM107 229V230H108ZM137 229L136 228V232H137ZM149 229V227H148ZM257 229V230H258ZM39 230V229H38ZM37 230V231H38ZM63 232H64V229L62 228ZM91 230V229H90ZM131 230V229H130ZM150 230H151V227H150ZM244 230V231H246ZM16 231H17V226H16ZM18 231V232H19ZM35 231V232H34ZM40 231H41V228H40ZM60 231V230H59ZM83 231V233H84ZM121 231H124V228L121 229ZM243 231V232H244ZM254 231V233H255ZM43 232V231H42ZM41 232V234H42ZM49 232H53L51 230H49ZM61 232V231H60ZM94 232V230H92V233ZM98 231L94 232L93 234L90 232H88V236H84L86 237L85 239L88 240V237L90 236V233L92 234L91 237L92 239H96V236L94 235L95 233H97ZM110 232V230H109ZM127 232V230H126ZM135 232V231H134ZM242 232V233H243ZM256 233V235H258L259 238H253V239H250L248 242H243L241 243L240 247L241 249L245 250L243 252V255L245 254L246 256H248V261L245 262L244 264H264V237L262 236V234L264 233ZM36 233V234H35ZM40 233V232H39ZM45 233V232H44ZM43 233V234H44ZM54 233V232H53ZM59 233V232H58ZM68 234L70 232H67ZM80 234L79 236L82 237V235H86V234ZM100 233V232H99ZM239 233V234H238ZM47 235L48 232L46 233ZM98 234V233H97ZM96 234V235H97ZM120 232L119 233H114V236L115 238H118L121 237L120 235ZM126 234V233H125ZM149 234V233H148ZM238 234V235H237ZM18 235V236H19ZM29 235V234H28ZM27 235V236H28ZM53 235V234H52ZM61 235V233H60ZM118 235V236H117ZM123 235V234H121ZM130 235V234H129ZM261 237H260V236ZM264 235V234H263ZM39 236V235H38ZM41 236V235H40ZM57 236V235H56ZM78 236V237H79ZM95 236V237H94ZM111 236V235H109ZM109 236L107 239H109ZM183 236V234L181 235ZM179 236V237H181ZM28 240H26L27 242H29V239H31L30 236H28ZM34 237V238H35ZM53 237V236H52ZM69 237V236H68ZM71 237V236H70ZM78 237H75V238H78ZM84 237H82V239H77V242H75L77 245L78 243H82L80 244L78 247L80 249L81 248H84L86 249V251L88 250L87 248H89V244L86 245V241H82L84 239ZM89 237V240L90 241H87V243L91 242L93 240H91V238ZM106 235L104 237V239H106ZM239 237V236H238ZM22 238V237H21ZM20 238V239H21ZM27 238V237H26ZM26 238H22V243H24L26 245V241L24 242V240ZM45 238V237H44ZM72 238V237H71ZM74 238V239H75ZM112 239L110 241V246L112 245V241L115 240ZM142 238V237H141ZM48 239V238H47ZM50 239L52 240V238L50 237ZM67 239V238H66ZM179 239V238H178ZM184 239V238H183ZM34 240V239H33ZM72 240V239H70ZM79 240V241H78ZM103 240V239H102ZM122 239L120 238L118 241L120 242ZM142 240V239H141ZM202 240V239H201ZM45 241V240H43ZM57 241V240H56ZM73 241V240H72ZM82 241V242H81ZM104 241V240H103ZM117 241V239H116ZM117 241V242H118ZM133 241V240H132ZM180 241V240H179ZM35 241H33L32 243H34ZM41 242V240H40ZM70 242V241H69ZM84 242V243H83ZM118 242V246L121 244ZM123 242V241H121ZM125 242V241H124ZM134 242V241H133ZM143 242V241H142ZM182 242V241H180ZM216 242V241H215ZM36 243V242H35ZM34 243V245H35ZM43 243V242H42ZM49 243V241H48ZM51 243V242H50ZM71 245H72V242H70ZM69 243V244H70ZM135 243V242H134ZM186 243V242H185ZM208 243V242H207ZM212 243V242H211ZM46 244V242H45ZM44 244V246H45ZM114 244V243H113ZM116 246H117V243L115 242ZM114 244V245H115ZM182 244V243H181ZM194 244V243H192ZM196 244V243H195ZM33 244H31L32 246ZM50 245V244H49ZM64 245V244H63ZM62 245V246H63ZM71 245H69L71 247ZM85 245V246H83ZM98 245V244H97ZM101 245V246H99ZM98 247L96 246L95 247V252L97 254H95L98 258V256H101L103 257V255L106 253L105 252V248H107L108 244H107V241L102 243L100 241ZM107 245V246H106ZM185 245V244H184ZM209 245V244H208ZM221 245V244H220ZM37 246V245H36ZM66 246L68 247V245L66 244ZM65 246V247H66ZM87 246V247H86ZM109 246V249H111ZM113 246V245H112ZM123 246V245H122ZM156 246V245H155ZM160 246V245H159ZM183 246V244H182ZM186 246V245H185ZM204 246V245H203ZM206 246V245H205ZM217 246V245H216ZM223 246V245H221ZM49 247V246H48ZM76 247V245H75ZM86 247V248H85ZM101 247V248H100ZM105 247V248H104ZM192 247H194L192 245ZM191 247V249H192ZM196 247V246H195ZM199 247V246H198ZM232 249L234 247L230 246ZM239 247V246H238ZM236 246V248H238ZM27 248V247H26ZM37 248V247H36ZM35 248V249H36ZM47 248V247H46ZM53 248V247H52ZM63 248V247H61ZM60 248V249H61ZM73 248V247H72ZM72 248H71V252H69V255L70 253H72ZM99 248V249H98ZM119 248V247H118ZM122 248V247H120ZM188 248V247H187ZM200 248V247H199ZM205 248V247H204ZM220 248V247H219ZM218 248V250H219ZM222 248H225L224 251H223V256L226 257V254H228L227 256H230V254H232V250H226V247H222ZM229 248V249H231ZM236 248H234L236 250ZM25 248H23L22 250H24ZM42 249V247H41ZM69 249V248H68ZM84 249H81V251L85 252ZM97 249V250H96ZM207 249V248H205ZM228 249V247H227ZM233 249V251H234ZM17 250V252L15 253V251ZM21 250V249H19ZM26 250V249H25ZM39 250V249H38ZM44 250V249H43ZM42 250V251H43ZM51 250V249H50ZM78 248H76L75 251H77ZM104 250V251H103ZM115 250V249H114ZM122 250H124V247L122 248ZM122 250L120 251V253L122 252ZM195 250V249H194ZM220 250H223V249H220ZM219 250V251H220ZM226 250V251H225ZM242 250V251H243ZM27 251V250H26ZM78 250L79 252V255L78 252H76L75 256H76V259L77 260H84V258H82V254L83 252H81ZM101 253H100V252ZM112 251V249H111ZM117 251V249H116ZM182 251V249H181ZM227 251H229L227 253ZM38 252V251H37ZM46 252V251H45ZM74 252V250H73ZM110 252V251H109ZM108 252V253H109ZM142 252V251H141ZM158 252V251H157ZM221 252V251H220ZM39 253V252H38ZM42 253V252H41ZM51 253V252H50ZM59 253V252H58ZM65 253V252H64ZM66 253H67V250H66ZM123 253V252H122ZM241 253V252H240ZM239 253V254H240ZM23 254V253H22ZM44 254V253H43ZM81 254V255H80ZM94 254V253H93ZM110 254V253H109ZM238 255V253H236ZM19 255V254H18ZM25 255V253H24ZM23 255V256H24ZM42 255V254H40ZM61 255V254H60ZM63 255V254H62ZM68 255V256H69ZM73 255V254H71ZM94 255V256H95ZM242 255V254H241ZM23 256H21L23 258ZM39 256V255H38ZM43 256V255H42ZM41 256V258H42ZM57 256V255H56ZM59 256V255H58ZM66 256V255H64ZM63 256V257H64ZM80 256V257H79ZM93 256V255H92ZM91 256V257H92ZM93 256V257H94ZM161 256V255H160ZM163 256V255H162ZM169 256V255H168ZM174 256V255H173ZM240 256V255H239ZM19 257V256H18ZM20 257V258H21ZM26 257V256H25ZM36 257V256H35ZM62 257V258H63ZM170 257V256H169ZM168 257V259H169ZM222 257V256H221ZM19 258V259H20ZM28 256H27V260H28ZM70 258V256H69ZM69 258L65 261H68ZM73 259H75V257L72 256ZM70 258V259H72ZM101 257H99L100 259ZM157 258V257H156ZM166 258V257H165ZM257 258V259H256ZM26 259V258H25ZM24 259V260H25ZM72 259V260H73ZM74 260L75 262H77L78 264H81V260L79 263V261L77 260ZM93 259V258H91ZM22 260V259H21ZM49 260V259H48ZM59 260V259H58ZM57 260V261H58ZM71 260V261H72ZM90 260V259H89ZM141 258L139 259V262ZM47 261V259H46ZM74 261L70 262L72 264H75ZM91 261V260H90ZM161 261V260H160ZM175 261V260H174ZM27 262V261H26ZM25 262V264H26ZM49 262V261H48ZM69 262V261H68ZM68 262H64L62 264H70ZM106 262V264H123L121 261H120V258L118 255H113L110 254V257L107 258V256L104 258V260L102 261V259L100 260V264ZM138 262V263H139ZM144 262V260L142 261ZM156 262V261H155ZM158 262V261H157ZM22 263V262H21ZM37 263V262H36ZM45 263V262H44ZM42 263V264H44ZM47 263V262H46ZM84 263V262H83ZM96 263V262H95ZM94 263V264H95ZM145 263V262H144ZM160 263V262H158ZM24 264V263H23ZM29 264V263H28ZM34 264V263H33ZM141 264V263H140ZM146 264H148L146 262ZM163 264V263H162Z\"/></svg>","mask_w":264,"mask_h":264}]
</instances>
